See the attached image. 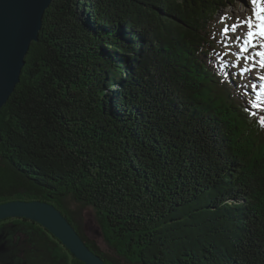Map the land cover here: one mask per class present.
<instances>
[{
	"label": "trees",
	"instance_id": "1",
	"mask_svg": "<svg viewBox=\"0 0 264 264\" xmlns=\"http://www.w3.org/2000/svg\"><path fill=\"white\" fill-rule=\"evenodd\" d=\"M228 1L53 0L0 111V203L91 206L129 264H264V107L221 63ZM3 228L30 238L16 263L85 264Z\"/></svg>",
	"mask_w": 264,
	"mask_h": 264
},
{
	"label": "water",
	"instance_id": "2",
	"mask_svg": "<svg viewBox=\"0 0 264 264\" xmlns=\"http://www.w3.org/2000/svg\"><path fill=\"white\" fill-rule=\"evenodd\" d=\"M53 0H0V111L21 81L26 56L40 32ZM2 136L0 133V143ZM26 218L48 230L85 264H109L93 250L72 221L53 203L12 200L0 203V221ZM14 232L0 231V264L16 263Z\"/></svg>",
	"mask_w": 264,
	"mask_h": 264
},
{
	"label": "rangeland",
	"instance_id": "3",
	"mask_svg": "<svg viewBox=\"0 0 264 264\" xmlns=\"http://www.w3.org/2000/svg\"><path fill=\"white\" fill-rule=\"evenodd\" d=\"M248 17H252L253 22L258 23V21H255L254 9L251 6L250 0L247 6L242 0H235L232 3L228 1L227 7L223 8L215 18L216 27L219 28L217 44L223 54L221 63L223 65H231L234 68V73L237 75L235 79L236 83L244 88L248 96L252 99L253 105L261 108L264 107V88L261 90L260 85L264 86V79H259V77L264 76V73L245 71V69L252 66V62L247 59L249 55L255 57V67H259L260 58L252 54H256L257 51H254L250 46L248 53L239 51L246 46L244 41L247 39V32L249 30L247 28V31L242 29L238 31L237 24H243ZM225 29H227V34H225ZM237 33H239L240 39H233ZM65 206L74 215V224H78L81 227L83 234L89 241L97 243L100 251L108 259L119 262L120 264H129L117 254L116 250L107 241L99 215L93 207L85 206L74 201L72 198H68ZM23 238H27L30 242L29 236L14 237V242L19 241L20 243V241H23Z\"/></svg>",
	"mask_w": 264,
	"mask_h": 264
},
{
	"label": "snow or ice",
	"instance_id": "4",
	"mask_svg": "<svg viewBox=\"0 0 264 264\" xmlns=\"http://www.w3.org/2000/svg\"><path fill=\"white\" fill-rule=\"evenodd\" d=\"M242 2L247 6L249 4V0H242ZM251 6L254 9L255 21L258 23H254L252 17H248L244 22V27H247L249 31L247 32V39L244 41L245 47L241 48L239 51L244 53L249 52V46L252 49H256L259 47L260 49H264V43L257 44L256 39L259 37L261 40H264V0H250ZM239 27V26H238ZM225 34H227V29H225ZM233 39H240L239 33H237ZM256 57H259V67L264 69V50H260L256 52ZM247 59L252 62V66L248 69H245L246 72H252L255 68V57L249 55ZM259 79H264V76L259 77ZM255 87V85H253ZM261 124L264 125V120L261 121Z\"/></svg>",
	"mask_w": 264,
	"mask_h": 264
},
{
	"label": "bare ground",
	"instance_id": "5",
	"mask_svg": "<svg viewBox=\"0 0 264 264\" xmlns=\"http://www.w3.org/2000/svg\"><path fill=\"white\" fill-rule=\"evenodd\" d=\"M252 11V10H251ZM243 24L242 23H240V24H237V30L239 31V30H244V31H247V27H244V26H242ZM239 26V27H238ZM249 30V29H248ZM256 43L259 45V44H262V43H264V40H261L259 37H257V39H256ZM260 50H264V49H260L259 47H257L256 49H254V51H260ZM252 54H254V56L256 55L255 53H252ZM252 72H254V73H264V69H261L260 67H255L254 69H253V71ZM256 83V82H255ZM258 86V85H257ZM260 87H261V90H263V88H264V86H262V85H260Z\"/></svg>",
	"mask_w": 264,
	"mask_h": 264
}]
</instances>
